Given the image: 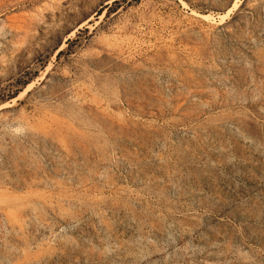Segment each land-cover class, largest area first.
I'll list each match as a JSON object with an SVG mask.
<instances>
[{
  "label": "rangeland",
  "instance_id": "374dc122",
  "mask_svg": "<svg viewBox=\"0 0 264 264\" xmlns=\"http://www.w3.org/2000/svg\"><path fill=\"white\" fill-rule=\"evenodd\" d=\"M0 264H264V0H0Z\"/></svg>",
  "mask_w": 264,
  "mask_h": 264
}]
</instances>
